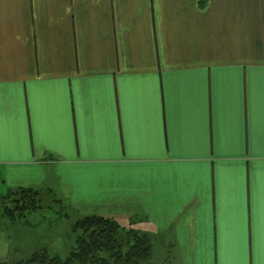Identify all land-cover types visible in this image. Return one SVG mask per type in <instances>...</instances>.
<instances>
[{"label": "crops", "instance_id": "1", "mask_svg": "<svg viewBox=\"0 0 264 264\" xmlns=\"http://www.w3.org/2000/svg\"><path fill=\"white\" fill-rule=\"evenodd\" d=\"M201 2L0 0V196L264 264V0Z\"/></svg>", "mask_w": 264, "mask_h": 264}, {"label": "trees", "instance_id": "2", "mask_svg": "<svg viewBox=\"0 0 264 264\" xmlns=\"http://www.w3.org/2000/svg\"><path fill=\"white\" fill-rule=\"evenodd\" d=\"M207 0H202V6ZM51 190L18 188L0 196L1 213L7 223L18 224L32 213H42L61 205ZM48 202V203H46ZM75 246L64 260L42 251L28 260L12 264H152L154 241L146 234L121 227L113 219L92 215L74 226ZM7 264V263H0Z\"/></svg>", "mask_w": 264, "mask_h": 264}, {"label": "rangeland", "instance_id": "3", "mask_svg": "<svg viewBox=\"0 0 264 264\" xmlns=\"http://www.w3.org/2000/svg\"><path fill=\"white\" fill-rule=\"evenodd\" d=\"M53 195L57 200L64 201L56 193ZM82 217L85 216L81 214L80 210L71 207L66 201L61 205H54V209H48L42 213H32L25 221L18 224L7 223L0 215V233L6 238L8 247H10L8 261L28 260L33 254L42 251L48 252L51 257H60L66 260L75 246L73 226ZM120 226L143 233L133 225ZM0 253H4V250L0 249ZM167 261V251L160 246L155 247L152 264H167Z\"/></svg>", "mask_w": 264, "mask_h": 264}]
</instances>
